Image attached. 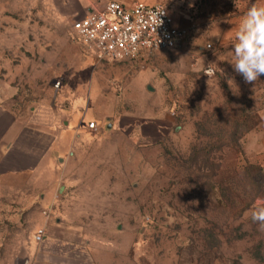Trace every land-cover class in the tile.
Instances as JSON below:
<instances>
[{
	"label": "rangeland",
	"instance_id": "374dc122",
	"mask_svg": "<svg viewBox=\"0 0 264 264\" xmlns=\"http://www.w3.org/2000/svg\"><path fill=\"white\" fill-rule=\"evenodd\" d=\"M84 3L0 0L5 95L16 89L23 116L41 103L82 115L53 154L46 203L5 197L15 209L3 228L15 243L2 247L20 253L38 228L59 221L84 249L69 245L68 264H264V230L251 219L264 206L263 151L253 139L264 132V76L246 84L234 53L214 44L99 62L73 30ZM11 184L23 188L26 177Z\"/></svg>",
	"mask_w": 264,
	"mask_h": 264
},
{
	"label": "crops",
	"instance_id": "0c3cea01",
	"mask_svg": "<svg viewBox=\"0 0 264 264\" xmlns=\"http://www.w3.org/2000/svg\"><path fill=\"white\" fill-rule=\"evenodd\" d=\"M109 1L85 0L83 9L87 12L100 9ZM118 1L128 5L135 1L166 4L174 24L188 31L186 41L178 48L185 47L196 52L205 50L208 44H214L218 49L234 53L232 45L236 41L244 13L253 4L264 6V0ZM4 90V84L0 80V264H68L66 258L69 245H72L71 248L76 247L75 250L79 253H84V249L80 242L73 245L71 232L64 224L59 221L54 225L47 224L46 228L49 231L47 230L48 236L44 240L43 249L36 250L34 244L37 242L33 237L31 243L21 249L20 253L9 252L2 246L15 242L7 241L3 228V214L8 208L12 212L15 209L13 205L5 204V197H29L32 201L40 196L42 198L40 205L46 203L53 192V182L56 177L53 169V154L66 147L70 131L82 121V115L77 111H69L68 107L56 108L51 104L41 103L23 116L13 104L12 97L16 89L11 87L8 96L5 95ZM253 139L258 145L257 151H263V153L257 152L260 154H257L256 158L264 163V132L261 134L255 131ZM22 175L26 177V186L16 188L11 184L5 188V181ZM25 205L21 207L24 208ZM21 207L16 208L21 209ZM40 223L44 224V218L41 217ZM52 246L60 247V252L57 254L51 249ZM56 257L60 258V263ZM61 259L64 263H61Z\"/></svg>",
	"mask_w": 264,
	"mask_h": 264
},
{
	"label": "built area",
	"instance_id": "2783aa9c",
	"mask_svg": "<svg viewBox=\"0 0 264 264\" xmlns=\"http://www.w3.org/2000/svg\"><path fill=\"white\" fill-rule=\"evenodd\" d=\"M81 46L94 59L103 61H140L154 57L160 52L178 48L187 38L188 31L174 24L166 4H148L135 1L128 5L110 0L100 9L88 11L73 23ZM207 48H212L208 44ZM97 129L96 121L89 123ZM53 209L44 210L50 218ZM45 226L34 234L39 244L47 238Z\"/></svg>",
	"mask_w": 264,
	"mask_h": 264
},
{
	"label": "clouds",
	"instance_id": "9594fccd",
	"mask_svg": "<svg viewBox=\"0 0 264 264\" xmlns=\"http://www.w3.org/2000/svg\"><path fill=\"white\" fill-rule=\"evenodd\" d=\"M234 59L232 68L246 84H254L264 76V6L253 4L244 13L239 24L236 41L232 45ZM210 77V73H207ZM231 87L232 77L226 78ZM236 92L235 89H233ZM251 219L264 230V206H255Z\"/></svg>",
	"mask_w": 264,
	"mask_h": 264
},
{
	"label": "trees",
	"instance_id": "16d2710c",
	"mask_svg": "<svg viewBox=\"0 0 264 264\" xmlns=\"http://www.w3.org/2000/svg\"><path fill=\"white\" fill-rule=\"evenodd\" d=\"M221 130L224 131L223 128H221ZM230 133H231L230 135H234L236 132H235V133H232V131H231V129H230ZM196 155H197V157H199V153H196L195 156H196Z\"/></svg>",
	"mask_w": 264,
	"mask_h": 264
},
{
	"label": "water",
	"instance_id": "95a60500",
	"mask_svg": "<svg viewBox=\"0 0 264 264\" xmlns=\"http://www.w3.org/2000/svg\"><path fill=\"white\" fill-rule=\"evenodd\" d=\"M148 89H149L150 91H153V88H152L151 86H149Z\"/></svg>",
	"mask_w": 264,
	"mask_h": 264
}]
</instances>
